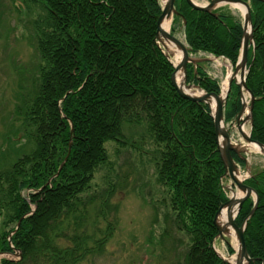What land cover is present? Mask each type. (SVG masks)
<instances>
[{"label":"trees","instance_id":"1","mask_svg":"<svg viewBox=\"0 0 264 264\" xmlns=\"http://www.w3.org/2000/svg\"><path fill=\"white\" fill-rule=\"evenodd\" d=\"M28 1L46 12L42 22L38 19L33 25L38 53L47 65L37 67L41 80L39 92L34 95L32 90L23 98L29 108L23 112L22 123L31 136L35 133L32 127H37L38 152L16 161L7 172H2L7 164L0 167V194L11 201L6 217L15 224L2 237L0 246L2 252H12L9 239L4 241V238H9L21 221L11 242L22 253L20 260H2L1 264H81L102 250L109 233L105 231V237H97L98 219L93 222L94 215L89 209L93 200H87L90 202L87 205L85 195L90 192L96 169L109 163L106 142L116 140L122 146L128 145L123 141L125 117L127 124L143 126L144 122L149 133L156 134L149 138L156 153L161 154L154 155L157 174L163 176L160 181L164 180L167 189L174 190L182 203L178 207L180 229L191 239L197 238L187 253L189 264H225L212 245L218 235L214 219L220 202L226 199L220 182L225 173L224 163L220 156L208 154L217 147L214 120L208 106H196L182 99L171 83L174 68L157 44L160 4L157 0ZM253 2L257 50L254 63L249 62L252 67L247 84L261 98L264 96V3ZM180 3H185L186 11ZM176 7L187 17L186 42L194 52L237 61L242 44L238 20L223 12L216 17L195 11L184 0L176 3ZM134 9L145 10L149 16L138 15ZM180 18L181 15L175 16L174 23ZM105 39L112 41L103 43ZM251 52L252 49L249 55ZM156 78L164 83L154 84ZM137 81H142L138 82L142 85L138 91ZM188 83L210 92L218 89L201 66L196 72L193 65L188 66ZM34 89L37 90V84ZM236 89L237 85L233 84L227 100L229 122L241 108ZM253 114L252 138L264 143V98L256 101ZM71 138L73 150L68 163L48 183L67 153ZM247 184L259 193L260 202L246 228L245 240L255 260L253 264H263L264 169L255 171ZM26 190L27 198L22 195ZM253 207L254 204L245 202L237 218L239 225ZM26 215L29 216L23 218ZM230 251L233 252L231 247Z\"/></svg>","mask_w":264,"mask_h":264},{"label":"rangeland","instance_id":"2","mask_svg":"<svg viewBox=\"0 0 264 264\" xmlns=\"http://www.w3.org/2000/svg\"><path fill=\"white\" fill-rule=\"evenodd\" d=\"M159 1L163 4L161 0ZM196 1L200 3L199 6L204 7L216 1L220 7L212 11L217 16L223 12L234 16L240 24L245 20V15L235 12L230 6H221L224 3L223 0ZM41 8L40 5H34L28 0H0V167L8 165L2 169V172L9 171L16 161L28 159L38 152L37 127H32L35 133L31 131L34 134L31 136L22 123L24 119L22 115L24 110L29 108L28 103L24 105L23 98L32 90H35L34 95L39 92L41 80H39L40 73L37 67L47 65L42 62L38 53L35 24L33 25L38 19L42 22L41 19L46 16V12ZM173 24L174 21H172ZM176 36L182 37L186 43V36L182 31H178ZM111 41L105 39L103 43ZM165 52L168 54L169 50L165 48ZM195 53L197 55L193 54L194 59L199 60L198 67L201 66L204 69L208 78L218 82L223 91L227 75L233 68L228 59H217L207 52ZM248 58L249 55H247ZM36 84L37 90L34 89ZM173 86L175 87L174 84ZM189 86L191 89L194 85ZM175 89L177 90L176 87ZM250 99L248 97V104ZM125 120L122 121L123 141L128 145L122 146L116 140L106 142L109 163L96 169L90 183V192L85 195L87 205L90 203L87 200H93L89 209L94 215L93 222L98 219L97 237H105V231L106 233L108 231L109 237H106L101 251L94 252L81 264H189L187 253L194 246L197 238L191 239L185 231L180 229L182 225L178 207L182 206V203L177 200L175 191L167 189L164 180L160 181L163 176L157 174L158 168L154 161V155L160 153H156L157 149L149 138L148 125L144 122L143 126L129 125L126 117ZM229 123L231 131L235 121ZM245 126L251 133L250 123L246 122ZM234 134L236 143L247 146L246 140L239 134ZM242 154L246 156L242 157L247 159V162H243L248 165L242 172L244 180H247L255 171L264 169L262 153L252 152L246 147ZM248 169L250 172H247ZM225 174L228 175L225 171L220 179L223 186L227 178ZM55 177L56 174L48 180V183ZM229 185L233 186L232 192L239 189L230 183L226 186ZM43 187L45 188V185ZM28 193L24 191L22 195L27 198ZM229 198L226 201L233 199V197ZM10 202L7 197L0 194V242L3 241L2 237L15 227V224L10 223L6 217V209ZM13 205L18 206L16 202ZM222 210L220 207L216 216ZM182 219L186 224L185 218L182 217ZM10 235V238L5 237L4 241L9 239L10 242L12 234ZM226 240H229L232 250L236 251L227 236ZM226 240L218 237L219 244L216 243V248H219L217 250L222 255L225 251L229 259L232 256L226 253ZM6 259L15 260L16 258L8 252H2L0 246V264Z\"/></svg>","mask_w":264,"mask_h":264},{"label":"bare ground","instance_id":"3","mask_svg":"<svg viewBox=\"0 0 264 264\" xmlns=\"http://www.w3.org/2000/svg\"><path fill=\"white\" fill-rule=\"evenodd\" d=\"M162 1V3H163V5L165 4V3H167L168 2V0H161ZM180 0H176L175 1V6H174V8H175V10H176V12H178V10H177V7H176V3H178ZM182 1V0H181ZM186 3H187V5H188V2H187V0H184ZM194 3H196V4H198V5H200V3L199 2H197L196 0H192ZM218 1V0H217ZM240 1H243L244 3H241V2H239V1H237V2H232V3H229L228 4V1H224V3L223 4H221V6H230L233 10H235V12H238V13H240L242 16H244L245 15V13L247 12V5L249 6V8H250V11H251V21H252V25H253V19H252V15H253V13H252V7H254V2L253 1H258V2H262V3H264V0H240ZM157 2L158 3H160V1L159 0H157ZM189 6V5H188ZM207 6H209V4L207 5ZM180 7L184 10V11H186V8H185V3H180ZM190 8H191V6H189ZM217 7H220V5H218V4H216L214 7H213V9H215V8H217ZM134 11L139 15V13L140 14H142V13H145V16L146 17H148L149 16V13L146 11L145 12V10L144 11H140L139 9H134ZM195 11H197L196 9H195ZM203 12H206V11H203ZM208 13V12H207ZM210 14H212V15H214L215 16V12H213V11H211L210 12ZM178 15H181V18H180V20H178L177 22H175L173 25H172V21H173V17H171V18H167L165 21H164V23H163V28H164V30L165 31H167L168 33H169V35L171 36V37H175L179 42H180V44L181 45H183L182 47L181 46H179V45H176L175 43H172V42H169L168 40L169 39H167V38H162L161 40H159L158 41V46H159V48L161 49V51H162V53H163V55L166 57V59H167V61H168V63L170 64V66L171 67H174V71H175V67H178L179 65H180V63H181V61H182V59H183V57H184V50H183V48L185 49H187L188 50V53L190 54V56L194 59V55L193 54H195V55H197V53H195L192 49H191V47L189 46V44L186 42H184V39L182 38V37H177L176 36V33L178 32V31H182V33L185 35V28H187V17H185V15H184V13L182 12V11H180V13L178 12V14L176 15V16H178ZM175 18V17H174ZM233 18L234 19H236L234 16H233ZM239 22L237 21L236 22V24H238ZM232 25H234V21L232 22ZM244 26H245V20L242 22V25L240 24V27H241V29H242V36H241V41H242V44H241V51H240V55L238 56V58H237V61L236 62H232L230 59H229V62H230V64L233 66V68L230 70V72H229V74L227 75V80H226V82H225V84H224V88H223V91L221 90V87L219 86V84L215 81V80H212L213 82H215V84H217V86H218V89H217V91H213V92H210V91H207L204 87H200V88H197V87H192L191 89H189L188 90V87H187V84L186 83H184V81H185V76H184V72H183V70L182 69H178L177 71H176V81H177V83H178V85L179 86H181L185 91H188L191 95L190 96H195V97H203V96H205V95H207L209 98H208V104L207 103H202V102H195V101H191V100H189V99H185V98H183L181 95H180V93H179V95L182 97V99H184V100H186L187 102H190V103H192V104H194V105H196V106H203L204 108L205 107H207V108H209V110H210V115L212 116V113L213 112H215V110H216V107H217V104H218V102H217V96H220V101H222V100H225L226 101V104H225V106H224V117L226 118V110H227V100H228V97H229V94H230V92H231V90H232V87H233V84H236L237 85V89L235 90V93L238 91V99H239V102H240V106H241V108L237 111V114L235 115V117H234V119L235 118H237L236 120H235V124L233 125V130H231L230 131V127L228 126V124H230L228 121L227 122H225L224 124H223V128L224 129H226L228 132H229V136H230V139H231V142H232V144H233V146H235V148H237L238 150H239V154H237V153H235V152H231V155H232V157H233V159L235 160V162L237 163V167H238V170H239V176H238V178H240L241 180H244V177H241V174H242V172H244V169L246 168V167H248V165L246 164V163H243L241 160V158L239 157V156H241V155H243L242 154V152L243 151H245L246 150V147H248L252 152H255V153H262V151H261V149L255 144V142H258V143H260V144H262L263 146H264V143H262L261 141H259V140H255L254 138H252V136H250L249 134V130L246 128V126H245V124H246V122H249L250 123V125L252 126V130H253V127H254V114H253V112H254V105H255V103H256V101H259V100H261V99H263L264 98V96L263 97H261V98H258V97H256V95L252 92V94H253V96L255 97V101H254V105H252L251 104V101H250V103L248 104V97H249V99H250V96H249V93L246 91V89H245V87H244V85L243 84H245L247 87H248V84H247V81H248V77H249V75H250V72H251V70H250V68H251V66H250V64H249V62H254V60H255V56H256V50H257V45H256V43H255V37H254V42L253 43H250V45H249V49H248V54L247 55H249V51L252 49V52H251V54L249 55V58L247 59V65H246V73H245V79H244V81L241 79V72H242V69L241 68H239V65L241 64L240 63V59H241V56H242V49H243V40H244V35H245V28H244ZM249 30H250V26L248 27V32H249ZM253 35H254V25H253ZM165 48H166V50H169V53L168 54H166V52H165ZM67 52H69V49L68 48H66L65 49V53H67ZM201 53H203V51H200ZM206 54V53H205ZM207 54H212V53H207ZM63 54L61 53L60 54V56H62ZM212 56L214 57V58H217V59H219V58H222V57H218V56H215V55H213L212 54ZM224 57V56H223ZM226 58V57H225ZM188 65H189V63H188ZM239 68V69H238ZM197 69H198V65L197 64H195L194 65V70H195V72L197 71ZM234 69H235V71H234ZM236 69H238V70H236ZM174 74V73H173ZM233 76H235V78H234V80L232 81V84H231V88H230V79H232L233 78ZM187 79H188V76H187ZM138 82H142V81H137V82H135V83H137L138 84V88H137V91H138V89H140V87H142V85L140 84V83H138ZM154 84H158V83H160V85H162V83L161 82H163L164 83V80H161V82H160V80L158 79V78H156L155 80H154ZM135 83H133V84H135ZM172 83V82H171ZM229 88H230V90H229ZM249 89V88H248ZM141 91H144L143 89L141 90ZM222 91V93H221V95H220V92ZM247 92V93H246ZM70 92H68L67 93V95L69 94ZM227 95V96H226ZM64 101V99H62L61 101H60V106H61V104H62V102ZM244 101L246 102V108L245 109H243V104H244ZM251 107H252V109H253V111L251 112ZM61 109V108H60ZM60 112H62V109H61V111ZM178 114V113H177ZM177 114H176V116H177ZM212 118H213V116H212ZM213 120H214V118H213ZM73 124L71 123V133L73 134V132H74V128H73V126H72ZM172 126H173V122H172ZM198 128H199V126H197ZM233 131H235V132H233ZM147 132H148V134H149V137H156V134L153 132V131H151L150 133H149V129H147ZM234 133H236V134H239L244 140H246L245 139V137H244V135L245 136H248V137H250L254 142H251V143H249V142H247L246 144H247V146H244V145H242V143H241V145L240 144H238V143H236L235 141H234ZM215 134H216V139H217V142H216V144H217V147H215L214 149H212L210 152H208V154L210 155V156H213V157H215V156H220L221 157V155H222V150H224V147H223V142L225 141V140H223L222 139V137H218V135H217V132H215ZM218 140H220L219 142H218ZM152 144H153V146H154V148H156L155 147V144H154V142L152 141ZM154 148H153V150H154ZM222 149V150H221ZM72 150H73V140H72V138H71V140L68 142V145H67V147H66V154H65V156L62 158V160H61V162L58 164V167H57V172H56V177L55 178H57L59 175H60V173L62 172V170H63V168L66 166V164L68 163V159H69V156H70V154H71V152H72ZM153 152V151H152ZM162 153H166V152H164V151H162ZM234 155H236L237 157H238V159H240L239 161H237V159H235V157H234ZM243 157H246V156H244L243 155ZM222 158V157H221ZM247 162V161H246ZM238 163L239 164H241L242 166H238ZM213 164H215V163H213ZM249 171V169L247 170V172ZM250 172V171H249ZM235 176V175H234ZM227 178H226V180H225V184H224V186L222 185V190H223V193H224V195H225V197H226V199L228 198V197H233V201H235V203L231 206V207H229V206H226L229 202L228 201H226V199H223L221 202H220V207H222V206H226L225 208H223V210H222V212H221V214L219 215V217H218V222L220 223V225H224V224H226V225H230V222H231V220H233L238 214H239V200H241L243 197H245L246 196V193L243 191V190H240V189H238L237 191L235 190V191H233L232 192V190L231 189H233V186L232 185H229L228 187L226 186L228 183H230V184H232L234 181H233V179L231 178V174L229 173L227 176H226ZM236 177V176H235ZM54 178V179H55ZM243 178V179H242ZM53 180V179H52ZM52 180H50L49 181V183H51L52 182ZM251 189H252V191H251V193H250V195L247 197V199H246V201L245 202H250V203H252V204H254V205H256L257 204V202H258V205H259V202H260V196H259V193L253 188V187H250ZM234 190V189H233ZM27 191V190H26ZM230 191V192H229ZM27 192H29V191H27ZM229 195V196H228ZM222 197V196H221ZM223 198V197H222ZM229 198V199H230ZM228 202V203H227ZM29 215H26V216H24L23 218H26V217H28ZM31 216V215H30ZM20 223H21V221H19L18 222V226H17V228H16V231L19 229V227H20ZM216 228H217V226H216ZM217 231H218V228H217ZM228 234H227V238L228 239H230L231 240V242H232V244L235 246V249H236V251L235 250H233V252H231L230 251V246L228 245V243H227V241H226V249H227V251H226V253L228 252V254L229 255H231L232 257H230L229 259H228V257L225 255V251L223 252V255L217 250V249H219V248H216V243H218L219 244V242H218V239H215L214 240V243H213V245H214V248L215 249H213L214 250V253L222 260V262L223 263H225V264H248L247 263V261L246 260H244L241 256H239V244H238V237H237V233L234 231V229H233V227H231V225H230V227L228 228ZM218 234H219V231H218ZM245 239V238H244ZM245 243H246V240H245ZM246 247H247V245H246ZM11 248H12V252H10L9 253V255H12V256H15V260H11V259H6V260H8V261H18V260H20L21 259V256H22V253H21V256H20V253H19V251L17 250V249H15V247L14 246H11ZM247 251H248V249H247ZM227 254V255H228ZM248 254H249V256H250V253L248 252ZM250 258L251 259H253L251 256H250ZM218 263V262H217ZM253 264V263H252Z\"/></svg>","mask_w":264,"mask_h":264},{"label":"water","instance_id":"4","mask_svg":"<svg viewBox=\"0 0 264 264\" xmlns=\"http://www.w3.org/2000/svg\"><path fill=\"white\" fill-rule=\"evenodd\" d=\"M175 1L176 0H168V2L165 4L163 10H162V14L161 16L159 17L158 19V40H161L162 38H167L169 39L168 41L169 42H172V43H175L176 45H179V46H183L180 44V42L175 38V37H171L169 35V33L167 31L164 30L163 28V23L164 21L167 19V18H171L173 15H176L177 12L174 8L175 6ZM221 0H218L217 2H219ZM224 1H228V2H241V3H244L243 1H240V0H223ZM188 4L193 8V9H196V10H199V11H206V12H211L213 7L216 5V1L211 3L209 6H199L197 4H195L192 0H187ZM247 12L245 13V35H244V40H243V49H242V56H241V59H240V65H239V68L242 69V72H241V79L244 81L245 79V73H246V65H247V54H248V49H249V45L250 43H253L254 42V35H253V25H252V21H251V11H250V8L249 6L247 5ZM250 26V30L248 32V27ZM184 47V46H183ZM184 50V57L182 59V62L181 64L175 68V72L174 74L172 75V82L173 84L175 85V87L177 88L178 92L180 93V95L185 98V99H189L191 101H195V102H202V103H207L208 104V96L205 95L203 97H195V96H190L191 94L188 92V91H185L181 86H179L176 82V71L178 69H182L183 72H184V76H185V81L184 83L187 84V66H188V63H197L199 60L197 59H193L190 54L188 53V50L185 48H183ZM238 68V69H239ZM236 69V70H238ZM235 76H233L232 79H230V88H231V84H232V81L234 80ZM246 91L249 93V96L251 98V104L254 105V101H255V97L253 96L252 92L248 89V87L243 84ZM188 87V90L190 89V86L187 85ZM199 88V87H197ZM229 88V90H230ZM221 95V93H220ZM227 96V95H226ZM217 107H216V110L215 112L212 113V116L214 118V126H215V129H216V132H217V135L218 137H222L223 140H225L223 142V147H224V150H222V159H223V162L225 164V168H226V173L227 174H231V178L233 179V181L236 183V186L240 189V190H243L245 193H246V196L244 198H242L241 200H239V211L242 207V205L244 204V202L246 201L247 197L250 195L252 189L250 187H248L247 185H245L241 180L238 179V176H239V170H238V167H237V163L235 162V160L233 159L232 155H231V152H235L237 154H239V150L237 148H235V146H233L232 142H231V139H230V136H229V132L223 128V124L225 123V117H224V106H225V103L226 101L225 100H222L220 101V96H217ZM208 100V101H207ZM246 108V102L244 101V104H243V109ZM251 112L253 111L252 107H251ZM245 139L246 141L248 142H254L250 137L248 136H245ZM220 140H218L219 142ZM255 144L261 149L263 155H264V146L258 142H255ZM236 177H235V176ZM229 202V203H228ZM227 203L226 206H229L231 207L235 201L233 200H229ZM258 205V202L256 204V206ZM226 206H222L221 209L225 208ZM256 208L252 211V213L250 214V216L247 218V220L250 219V217L254 214ZM222 211H220L216 218H215V224L218 228V231H219V236H221L222 238H224V235L225 234H228V228L229 226L231 225V227H233V229L235 230V232L237 233V237H238V244H239V256H241L244 260L247 261L248 264H252L253 260L250 258L249 254H248V251H247V247H246V243H245V239H244V233H245V230H246V222L241 226L239 227L236 222H235V219L231 220L230 222V225H220V223L218 222V217L219 215L221 214Z\"/></svg>","mask_w":264,"mask_h":264}]
</instances>
